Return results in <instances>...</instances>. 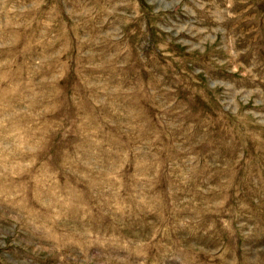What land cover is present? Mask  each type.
<instances>
[{
  "label": "rangeland",
  "instance_id": "obj_1",
  "mask_svg": "<svg viewBox=\"0 0 264 264\" xmlns=\"http://www.w3.org/2000/svg\"><path fill=\"white\" fill-rule=\"evenodd\" d=\"M0 264H264V0H0Z\"/></svg>",
  "mask_w": 264,
  "mask_h": 264
}]
</instances>
